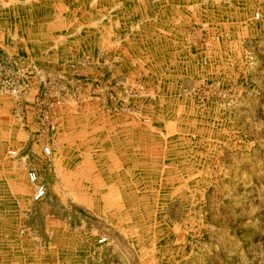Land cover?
I'll return each mask as SVG.
<instances>
[{
    "label": "rangeland",
    "instance_id": "rangeland-1",
    "mask_svg": "<svg viewBox=\"0 0 264 264\" xmlns=\"http://www.w3.org/2000/svg\"><path fill=\"white\" fill-rule=\"evenodd\" d=\"M257 3L254 34L238 43L224 86L209 80L189 89L193 114L208 117L204 130L219 135L207 158L206 181L199 182L203 162L194 146L196 163H187L186 187L176 192L160 182L164 173L145 169L141 179L130 180L123 172L103 171V157L92 153L74 157L60 150L58 173L52 165L43 175L20 166L12 191L0 188L1 264H264V2ZM85 70L70 62L60 75L46 74L40 83L45 88L35 94L39 131L52 138L42 148L48 163L53 144L85 152L87 97L97 98L96 110L105 115L150 123L136 104L147 96L142 83L111 76L114 90L102 102V92L84 88L101 85V77L90 78ZM30 81L17 60L0 55V85L11 87L0 93L18 96ZM210 101L216 104L210 107ZM69 112L76 118L67 122ZM31 171L45 187L38 200Z\"/></svg>",
    "mask_w": 264,
    "mask_h": 264
},
{
    "label": "crops",
    "instance_id": "crops-1",
    "mask_svg": "<svg viewBox=\"0 0 264 264\" xmlns=\"http://www.w3.org/2000/svg\"><path fill=\"white\" fill-rule=\"evenodd\" d=\"M259 1L264 2L0 0V55L17 60L31 78L23 94L0 93V188L12 191L13 173L21 167H32L43 175L52 165L54 172H61L60 150L74 157L101 155L103 171L123 172L134 181L146 170L164 173L160 182L176 192L186 187L187 163H196L194 146L203 162L199 182L206 181L207 158L216 151L219 135L204 130L210 124L208 117L193 114L189 89L209 80L224 86L238 43L254 34L251 12ZM70 62L85 66L90 78L101 77V85L84 88L102 92V102L104 93L114 90L111 76L142 83L140 91L147 96L136 104L145 108L150 123L143 127L136 117L105 115L96 110L97 98L87 97L85 152L53 144L48 163L42 148L52 138L39 131L34 97L45 88L40 83L46 74L60 75ZM213 104L210 101L209 106ZM64 116L70 118L67 122L76 118L70 112ZM94 123L99 124L95 130ZM198 124L201 130L195 128ZM61 139L55 136L53 143ZM181 143L188 148L182 149ZM111 157H116V164Z\"/></svg>",
    "mask_w": 264,
    "mask_h": 264
},
{
    "label": "built area",
    "instance_id": "built-area-1",
    "mask_svg": "<svg viewBox=\"0 0 264 264\" xmlns=\"http://www.w3.org/2000/svg\"><path fill=\"white\" fill-rule=\"evenodd\" d=\"M9 88H11L10 85H0V91H7ZM45 151L47 153L49 152L47 148H45ZM28 177L32 182V184L34 185V199L36 200L41 199L45 194L44 185L38 180L37 175L34 171L29 172Z\"/></svg>",
    "mask_w": 264,
    "mask_h": 264
}]
</instances>
